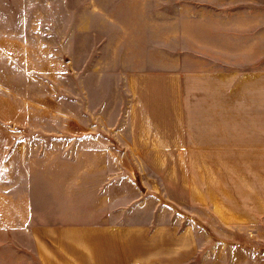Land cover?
I'll return each instance as SVG.
<instances>
[{"label": "rangeland", "instance_id": "rangeland-1", "mask_svg": "<svg viewBox=\"0 0 264 264\" xmlns=\"http://www.w3.org/2000/svg\"><path fill=\"white\" fill-rule=\"evenodd\" d=\"M0 169V264H264V0H0Z\"/></svg>", "mask_w": 264, "mask_h": 264}, {"label": "crops", "instance_id": "crops-1", "mask_svg": "<svg viewBox=\"0 0 264 264\" xmlns=\"http://www.w3.org/2000/svg\"><path fill=\"white\" fill-rule=\"evenodd\" d=\"M178 114L179 115L175 117L176 120L172 121L170 124L172 133L175 134L177 133L176 128L178 129V131L179 127H182V129L183 126L187 128V123L183 119L184 115H180L179 112ZM161 127L164 128L163 124ZM168 137L172 136L168 135ZM187 147L188 146H186V148ZM100 164H103L100 158L93 157L87 159L83 158L81 155L75 156L71 160H65L63 166H57L59 170L57 173L60 175L62 173L73 172L77 176H82L84 165L97 166ZM44 166L45 165L42 164L41 170L45 171ZM29 171L30 169L26 171L27 173L25 174V176L21 175L22 177L16 174H11L9 179H4V175L2 174L0 169V221L2 220V215H34L40 213L41 210L42 212H45V207L51 205L49 200L54 193L53 190L55 189V187H53L54 189H52V183L49 179V176L42 174L41 177H33L29 174ZM57 184L62 185L63 188H70V186L73 187L71 185L72 183H70V185H64L62 182H57ZM54 196L56 197L55 193ZM41 206L42 209L40 210L39 208ZM17 218L18 217H16V219ZM9 222L10 219L9 221L7 219V224H9Z\"/></svg>", "mask_w": 264, "mask_h": 264}]
</instances>
